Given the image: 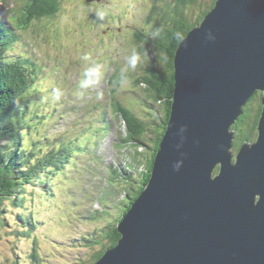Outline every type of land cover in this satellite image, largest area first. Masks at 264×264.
<instances>
[{
	"label": "water",
	"instance_id": "95a60500",
	"mask_svg": "<svg viewBox=\"0 0 264 264\" xmlns=\"http://www.w3.org/2000/svg\"><path fill=\"white\" fill-rule=\"evenodd\" d=\"M256 91L257 136L234 152ZM116 227L94 264H264V0H216L179 42L151 177Z\"/></svg>",
	"mask_w": 264,
	"mask_h": 264
},
{
	"label": "rangeland",
	"instance_id": "374dc122",
	"mask_svg": "<svg viewBox=\"0 0 264 264\" xmlns=\"http://www.w3.org/2000/svg\"><path fill=\"white\" fill-rule=\"evenodd\" d=\"M62 1L65 2V0ZM66 1L69 3V0ZM88 1L100 3V5L92 4L90 7L92 10L99 6L100 10L107 7L103 20L99 18L98 20L95 18L89 20L87 14L90 10H82L86 7L85 0H73L71 12L68 11L70 9H67V3L62 6L63 17L53 20V17L50 16L44 19L50 22L44 23L37 29V36L33 39L35 49L34 44L28 39L19 38L8 45L7 52L10 55H20L21 58L28 61L27 66L34 69L33 91L30 93L31 90H29L28 93L23 94L20 101L21 104L27 102L23 120L27 139L31 138V140L29 139L31 142L38 141L37 147L43 148L45 143L49 142L48 138L52 139L46 135L54 136L56 138L52 140L54 142L59 138L65 139L74 136L75 143L82 146L81 149L91 148L92 154L99 157L101 164L94 161L93 165L88 155L77 153L72 156L65 169L66 178L64 181L57 185L54 181H50L52 185L50 187L43 184L28 187L31 190L26 194L22 207L10 208L7 213V225L0 228V264H10L13 261L28 263L33 246H37L42 257L52 260L50 264H71L77 258L88 262L97 252L94 244L90 247L88 243L91 238H94L93 236L98 238L102 233L100 229L104 228L102 218L112 219L113 204L116 202L113 200L101 205L100 199L98 202L95 200V198H102L105 194L108 195L111 188L105 191L112 182L109 179L104 182L102 177L104 174L108 176L107 169L111 167V163H108L110 142H113V138H115L116 146L114 145V148L119 157L115 167H119L116 170H121V172L115 173L114 179L119 180L120 176L126 173L134 174V169L131 168L132 171L127 172L126 166L129 163L131 167L135 168L138 162L135 163L134 158L137 156V158L139 156L142 158L143 151L141 150L144 148L131 145L135 143L132 140H125L127 136L126 124L123 113H118V109L128 108L137 118L148 115V113L145 115L142 105L144 92L133 81L141 69L137 65L140 62L139 58L135 62V67H131L132 59L135 56L132 55V49L137 45L138 40L140 42L145 41L144 38L150 40L157 32V29L154 32L152 29L162 26L164 12H172V8L177 4L175 0ZM198 2L205 6L204 10H207L212 0H199ZM191 9L190 15L194 18L198 11L195 7ZM186 12V9L183 10L184 15ZM82 14L86 15L82 16ZM71 17H75L74 23H71L72 20L69 21L68 18ZM85 20L87 21L85 22ZM32 24L37 26L36 22H32ZM65 29L70 30L71 33L68 32L65 35ZM82 29L84 32L88 31L86 36L79 35L83 32ZM53 53H56L57 57L52 56ZM85 56L88 59H84ZM70 60L73 63L76 62L71 75L67 72L68 70L63 68L69 64ZM91 70H95V79L87 77ZM108 79L114 89L115 101L107 102V99H111ZM88 80H91L92 83L89 84ZM63 83V90L58 92L56 99H53V96L48 93L47 96L43 95L44 90L47 92L51 88V86L47 88V85ZM29 93L30 98H28ZM66 98L71 104L78 105L81 102V106H85L83 101L91 98L106 99L105 102H101L102 105L108 104L103 118L104 107L99 108L91 115L79 111L75 112L80 114L79 117L71 116L74 121H84L85 117H88L97 123L101 129L97 132L98 137L94 136L93 130L73 131L69 129L70 123L65 119H61L58 124L48 121L51 118L49 111L54 112L57 119L62 116L59 113H63L65 107H58V105L65 104ZM38 113L44 118L46 116L45 121L34 119ZM142 167L141 165L138 168ZM109 170L113 176L114 172ZM62 176L58 175L57 178L61 181ZM99 189L102 191H98ZM29 194L33 196L37 194L41 198L32 201L28 197ZM118 196L116 195L114 199H117ZM70 202L73 203L74 217H72V212L60 209L61 203ZM100 211H108L109 214H102ZM19 214L23 218L22 224L24 225L27 220L26 215H31L36 221L35 228L29 236L14 234L17 227L22 225L17 218ZM117 214L115 213V215ZM93 215H97L99 221L90 219ZM102 245L106 247L108 239H104L98 248Z\"/></svg>",
	"mask_w": 264,
	"mask_h": 264
},
{
	"label": "trees",
	"instance_id": "16d2710c",
	"mask_svg": "<svg viewBox=\"0 0 264 264\" xmlns=\"http://www.w3.org/2000/svg\"><path fill=\"white\" fill-rule=\"evenodd\" d=\"M198 1L175 0L177 5L172 8V12L165 11V15H162V26L152 29L153 32L157 29V32L153 34L151 39L144 38L145 41L142 40L141 42L138 40L137 45L132 49V55H135L137 61L138 58L140 59V65H137L141 69L133 81L144 92L142 105L145 115L146 113L148 115L137 118L128 108H119L118 113H123L125 120V128L127 129L125 140H132L135 143L131 145H138L139 148L141 146L144 148L141 150L143 151L142 158L141 156L134 158V162H138L135 168L130 166L132 170L134 169V174H123L119 180L114 179V175L109 178L112 184H109L105 190L107 191L111 187L108 195L105 194L99 199L101 205L116 200L113 204V220L103 222L104 228H101V230L104 233L99 234L98 238L93 236L94 238L90 239V242L94 243L97 253L94 256L92 255L93 257L88 262L77 258L71 264H94L95 261L100 259L105 250L118 243L117 241L121 235L117 230V224L149 182L154 158L169 119L174 88V56L176 49L179 42L185 38L188 32L203 20L206 13L214 6L216 0H212L207 10H204L205 6ZM66 2V0L65 2L62 0H35L34 7L25 5L22 8L20 18L27 25L31 22L37 23V26L32 24L31 37L37 36V29L43 26L44 23L50 22L49 20L45 21V18L51 16L53 20H56L59 17H63L62 6H65ZM85 4L86 7L82 10H90L87 14L89 16L88 19L95 18L94 16L100 10V6L93 10L90 7L92 4H100L95 3V1L88 2L87 0H85ZM192 7H195L198 11L194 18L190 15ZM67 9H70L68 10L70 12L72 11L73 0H69ZM185 9L187 12L184 15L183 10ZM84 11L82 12L85 13ZM100 11H103V8ZM83 15L85 16L86 14ZM96 18L98 17L96 16ZM68 19L69 21L72 20L71 23L76 21L75 17ZM56 30L58 29L56 28ZM68 32L71 33L70 30L65 29L64 34L66 35ZM86 34L87 31H83L79 35L83 37ZM16 57L6 60L2 45H0V228L7 225V213L10 208L22 207L26 194L31 190L28 187L37 186V184L50 187L52 186L50 181H54L56 185L64 181L66 178L64 172L72 156L77 153H85L78 150V144L75 143L74 136L65 139L59 138L60 140L58 139V141L54 142L52 141L56 139L54 136L46 135L52 139L48 138L49 142L45 143L43 148L37 147L38 141L31 142L29 141L31 138L27 139L23 121L27 102L21 104L20 101L23 94L28 93L29 90H31L30 93L33 91L35 76L31 69ZM111 92L113 93V91ZM30 93L28 98H30ZM262 96V91H256L252 94L242 107V114L232 124L234 152L239 150L243 142L255 140L257 124L262 110ZM43 113L46 115L45 112ZM49 113H51V118L48 119L49 122L58 121L54 112L49 111ZM38 115L34 119L45 121L46 116L44 118L40 113ZM91 152H86V155H90ZM141 165L143 167L139 169L138 167H141ZM218 170L219 166L215 168L214 174ZM58 175H63L61 181L57 178ZM98 191L101 192L102 190L99 189ZM116 195L119 196L114 199ZM28 197L32 201L41 198L37 194H34V196L29 194ZM61 208L72 212L74 217L73 203H61ZM100 212L109 214L108 211ZM115 213L118 214L115 215ZM25 217L27 220L24 225L22 224V216L20 214L17 216L22 225L15 230L14 234L16 236H29L30 232L35 228L36 221L33 217L31 215H26ZM90 219L99 220L97 215H93ZM85 239L86 236L84 237ZM104 239H108V245L106 247L102 245V247L98 248ZM29 258L30 260L26 264H50L52 261L42 257L37 246H33ZM10 264L23 263L22 261H13Z\"/></svg>",
	"mask_w": 264,
	"mask_h": 264
},
{
	"label": "clouds",
	"instance_id": "9594fccd",
	"mask_svg": "<svg viewBox=\"0 0 264 264\" xmlns=\"http://www.w3.org/2000/svg\"><path fill=\"white\" fill-rule=\"evenodd\" d=\"M105 15H106V12H105V11H98V12H96V16H97L99 19H101V20L104 19ZM84 59H88V57L85 56ZM135 62H136V57L134 56L133 59H132V63H131V67H132V68L135 67ZM88 83L91 84L92 81H91V80H88Z\"/></svg>",
	"mask_w": 264,
	"mask_h": 264
},
{
	"label": "bare ground",
	"instance_id": "6f19581e",
	"mask_svg": "<svg viewBox=\"0 0 264 264\" xmlns=\"http://www.w3.org/2000/svg\"><path fill=\"white\" fill-rule=\"evenodd\" d=\"M108 81V80H107ZM111 89V88H110ZM85 146V145H84ZM83 148V147H82ZM113 247V246H112ZM105 252H106V250H105ZM105 252L103 253V255L105 254Z\"/></svg>",
	"mask_w": 264,
	"mask_h": 264
}]
</instances>
